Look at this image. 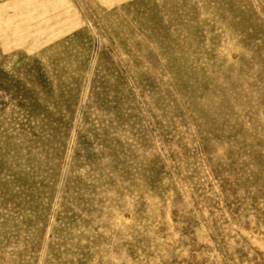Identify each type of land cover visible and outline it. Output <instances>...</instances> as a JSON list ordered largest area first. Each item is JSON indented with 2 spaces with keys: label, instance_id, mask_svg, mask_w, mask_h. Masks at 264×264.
I'll use <instances>...</instances> for the list:
<instances>
[{
  "label": "rangeland",
  "instance_id": "374dc122",
  "mask_svg": "<svg viewBox=\"0 0 264 264\" xmlns=\"http://www.w3.org/2000/svg\"><path fill=\"white\" fill-rule=\"evenodd\" d=\"M0 264H264V0H0Z\"/></svg>",
  "mask_w": 264,
  "mask_h": 264
}]
</instances>
